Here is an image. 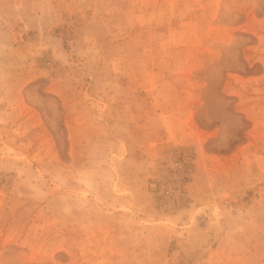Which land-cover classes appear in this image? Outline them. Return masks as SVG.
<instances>
[{
    "label": "rangeland",
    "instance_id": "rangeland-1",
    "mask_svg": "<svg viewBox=\"0 0 264 264\" xmlns=\"http://www.w3.org/2000/svg\"><path fill=\"white\" fill-rule=\"evenodd\" d=\"M0 264H264V0H0Z\"/></svg>",
    "mask_w": 264,
    "mask_h": 264
},
{
    "label": "bare ground",
    "instance_id": "bare-ground-1",
    "mask_svg": "<svg viewBox=\"0 0 264 264\" xmlns=\"http://www.w3.org/2000/svg\"><path fill=\"white\" fill-rule=\"evenodd\" d=\"M213 223H215V222H213ZM213 230H214V232H216V230H217V226H213ZM220 230V229H219Z\"/></svg>",
    "mask_w": 264,
    "mask_h": 264
}]
</instances>
